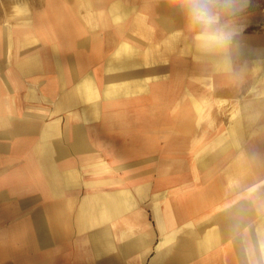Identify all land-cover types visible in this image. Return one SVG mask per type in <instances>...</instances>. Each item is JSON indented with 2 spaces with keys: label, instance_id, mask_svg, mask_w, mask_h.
Wrapping results in <instances>:
<instances>
[{
  "label": "crops",
  "instance_id": "crops-1",
  "mask_svg": "<svg viewBox=\"0 0 264 264\" xmlns=\"http://www.w3.org/2000/svg\"><path fill=\"white\" fill-rule=\"evenodd\" d=\"M247 23L222 74L170 0H0V264H264Z\"/></svg>",
  "mask_w": 264,
  "mask_h": 264
},
{
  "label": "clouds",
  "instance_id": "clouds-1",
  "mask_svg": "<svg viewBox=\"0 0 264 264\" xmlns=\"http://www.w3.org/2000/svg\"><path fill=\"white\" fill-rule=\"evenodd\" d=\"M183 17L197 58L222 74L234 70L245 52V30L252 0H170Z\"/></svg>",
  "mask_w": 264,
  "mask_h": 264
},
{
  "label": "rangeland",
  "instance_id": "rangeland-1",
  "mask_svg": "<svg viewBox=\"0 0 264 264\" xmlns=\"http://www.w3.org/2000/svg\"><path fill=\"white\" fill-rule=\"evenodd\" d=\"M262 77H264V76H262ZM259 94H264V86H262L261 90L259 91ZM247 121H248V120L245 119V123H247ZM261 122L264 123V117H261V118L259 117V118H258V123H261ZM230 127H231V125H230ZM225 133H226V132H225ZM259 136H260V135H259ZM242 141H243V140H242ZM248 145H249V141H247L246 144H244V148H245L246 146H248ZM243 152H244V153H247V154L249 153L247 150H244ZM200 153H202V151H201ZM240 153H241V152H240ZM240 155H241V154H240ZM241 158H242L243 160L246 159V157L243 156V155L241 156ZM261 185H264V184H262V183H259V184H258V186H261ZM246 193H247V189H244V190L241 191V194H242V195H244V194H246ZM261 215L264 216V212H262Z\"/></svg>",
  "mask_w": 264,
  "mask_h": 264
},
{
  "label": "bare ground",
  "instance_id": "bare-ground-1",
  "mask_svg": "<svg viewBox=\"0 0 264 264\" xmlns=\"http://www.w3.org/2000/svg\"><path fill=\"white\" fill-rule=\"evenodd\" d=\"M34 2V1H33ZM57 12L59 13L60 11H58V9H57ZM61 14V13H60ZM63 14H65V15H68L69 13L68 12H63Z\"/></svg>",
  "mask_w": 264,
  "mask_h": 264
}]
</instances>
